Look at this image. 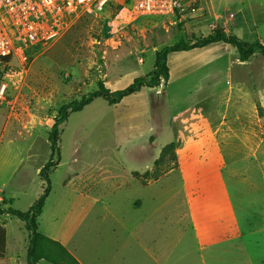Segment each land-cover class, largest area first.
Returning <instances> with one entry per match:
<instances>
[{
    "label": "rangeland",
    "instance_id": "obj_1",
    "mask_svg": "<svg viewBox=\"0 0 264 264\" xmlns=\"http://www.w3.org/2000/svg\"><path fill=\"white\" fill-rule=\"evenodd\" d=\"M191 1L192 7L183 14L132 23L116 22L115 8L101 16H85L30 51L26 63L0 64V87L6 85L0 101V196L14 198L12 207L27 212L43 188L41 170L53 162L49 176L54 184L63 181L91 195L83 201L86 217L69 248L94 264H100V230L118 229V242L111 251L124 254L128 251L124 230L141 226L148 212L149 206L137 214L132 210L129 201L143 189L131 190L130 183L137 180L145 185L169 173L164 180L171 211L182 206V196H174L181 195L183 180L214 178L226 165L233 168L231 180L229 174L225 177L238 215L245 206L244 218L259 216L255 228L245 225L244 218L240 221L246 252L253 261L264 253L262 53L241 62L235 48L220 43L189 57L171 56L184 64L169 68L166 86L145 87L115 106L97 98L71 113L59 128L58 153L52 154L50 132L64 105L98 91L101 83L114 92L148 76L164 47L179 41L190 44L216 30L264 45V0ZM4 160L7 165L1 167ZM18 165L19 174L10 183L8 178ZM23 177L25 184L31 181L19 189L16 185ZM248 183L257 192L248 190ZM0 207L8 206L0 202ZM184 207L187 212L188 205ZM63 214L54 216L60 219ZM0 224L8 237L0 264H27L29 238L24 222L2 215ZM148 224L139 230L142 243ZM238 234L233 220L227 236Z\"/></svg>",
    "mask_w": 264,
    "mask_h": 264
},
{
    "label": "crops",
    "instance_id": "obj_2",
    "mask_svg": "<svg viewBox=\"0 0 264 264\" xmlns=\"http://www.w3.org/2000/svg\"><path fill=\"white\" fill-rule=\"evenodd\" d=\"M219 44L176 53V55H173L175 53L170 54L168 66L171 69H175L184 64L176 63L171 59L172 57H189ZM23 162L22 159L20 166ZM5 165H7V160L2 161L1 167ZM20 166L15 167L10 174L11 176L8 178L10 183H12V178L19 174ZM232 169L231 165H226L222 166V169L219 170L220 173L215 174L214 178L183 180L181 195L177 194L174 196H182V199H180L182 206H177L171 211H168L167 207L169 200L167 198V185H165L164 180L169 176V173L159 180L155 182L149 181L145 185H140L137 180H134L136 183H130L131 187L133 186L132 188L130 187L131 190L137 187H141L143 190L141 194L135 195L129 201L132 210L137 214L147 210L146 207L149 206L148 212L146 211L141 223V226L149 223V227L143 230L145 231L144 244L140 239L142 237V231H139L140 224L132 228H126L124 232L127 237L124 240V247H127L128 251L124 254L116 255L111 251V248H114L115 241L116 243L118 242L120 231L116 228L106 232L100 230V264H264V253L261 258L253 261L250 254L246 252L245 234L240 221L245 217L242 212H246L247 208L241 206V209H239L241 215H238L233 201L234 195L225 177L226 174H229L228 178L231 180ZM37 172L40 171L37 170ZM30 181L31 179L26 180L25 184L23 177L21 178V184L16 185V187L23 189ZM248 186L251 188L248 190L257 192L252 183H248ZM41 191L42 186L37 192L36 199L33 198L31 200L29 209L35 203ZM2 194L0 202L3 199H13L14 201V198L4 196V193ZM90 196L69 184L64 185L63 181H61L60 185H56L52 181L51 193L45 202L42 215L38 219L39 231L49 238L60 242L80 264H94L85 259L83 255L78 256L76 249L72 248L70 250L69 248L71 237L76 233L86 217L82 206L83 201L90 199ZM185 204L188 205L187 212L184 207ZM250 207L251 205L248 206V209L251 211ZM64 211L65 214H63ZM55 214H63V216L58 219V216H54ZM112 215L114 216L113 213ZM258 218L259 216L244 218L245 225L249 228L257 227ZM170 219L173 224L170 223ZM103 220H105V217H102ZM188 220H190L192 227H190ZM222 220H224L223 225ZM233 220H235L239 230V234L235 237L227 236L228 231H231ZM155 221L159 223H154ZM163 225H166L168 231L173 234L167 233V229L164 230L162 228ZM169 226L171 229L168 228ZM216 237L220 238L216 239ZM192 239L194 240L193 246L190 244Z\"/></svg>",
    "mask_w": 264,
    "mask_h": 264
},
{
    "label": "trees",
    "instance_id": "obj_3",
    "mask_svg": "<svg viewBox=\"0 0 264 264\" xmlns=\"http://www.w3.org/2000/svg\"><path fill=\"white\" fill-rule=\"evenodd\" d=\"M224 43L235 48L241 62L248 61L254 54H264V45L260 41L247 43L241 41L233 35H228L223 30H216L210 35L195 39L192 43L179 41L174 45L164 47L157 52L153 70L144 78H136L132 84L125 89L110 91L104 84L99 85L96 92L85 95L80 101H74L64 105L59 113L55 124L50 132V142L52 154L58 153V143L60 139V126L63 125L71 113L82 111L87 106L91 105L97 98H102L110 106L120 104L124 99L139 93L143 88H157L164 84L167 85L170 79V70L168 66V57L173 53L188 52L195 49H202L212 44ZM39 47V46H38ZM31 52H35L37 48ZM30 52V51H29ZM29 54V53H28ZM8 63L10 59H0V63ZM169 149L164 150L166 155ZM53 164V162L51 163ZM47 164L40 172V177L43 182V191L38 196L35 203L27 212H20L12 207L13 199L2 201L6 209L0 207V216L11 215L18 218L25 224V229L28 232L29 246L27 250V264H43L42 261L48 264H80L76 258L60 243L39 231L38 219L42 215L43 208L47 198L52 190V181L49 176L50 168L55 166ZM7 248V231L0 224V258H4Z\"/></svg>",
    "mask_w": 264,
    "mask_h": 264
},
{
    "label": "built area",
    "instance_id": "obj_4",
    "mask_svg": "<svg viewBox=\"0 0 264 264\" xmlns=\"http://www.w3.org/2000/svg\"><path fill=\"white\" fill-rule=\"evenodd\" d=\"M191 7V0H0V59L26 63L29 51L52 41L74 20L113 8L115 21L124 24L183 14ZM5 90L2 85L0 101Z\"/></svg>",
    "mask_w": 264,
    "mask_h": 264
}]
</instances>
